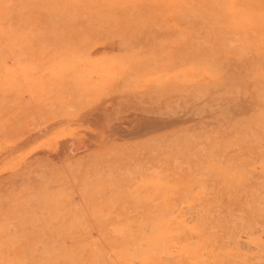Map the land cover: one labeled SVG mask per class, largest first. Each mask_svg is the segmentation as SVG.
Listing matches in <instances>:
<instances>
[{
  "label": "rangeland",
  "instance_id": "374dc122",
  "mask_svg": "<svg viewBox=\"0 0 264 264\" xmlns=\"http://www.w3.org/2000/svg\"><path fill=\"white\" fill-rule=\"evenodd\" d=\"M76 2L0 13V211L120 222L124 264H264V47L186 0Z\"/></svg>",
  "mask_w": 264,
  "mask_h": 264
},
{
  "label": "bare ground",
  "instance_id": "6f19581e",
  "mask_svg": "<svg viewBox=\"0 0 264 264\" xmlns=\"http://www.w3.org/2000/svg\"><path fill=\"white\" fill-rule=\"evenodd\" d=\"M80 1L84 3V0ZM80 1L77 0L73 5L80 7ZM24 2L25 0H13L12 8L7 3L6 7L8 5L9 8L2 9L0 13L2 14L3 10L7 11L4 15L8 12L11 14L18 10L23 11ZM186 8L190 12L216 15V22L229 28L237 25L243 30H249L251 35L248 41L246 40L247 43L249 42L255 50L264 47V0H186ZM1 14L0 22L4 23L5 17ZM5 19L8 20L7 16ZM1 26L4 25L1 23ZM252 119V124L248 125L259 128L264 137V114ZM35 204L39 211V204ZM27 207L19 203L14 209L0 211V264H110L113 259L115 264H124L128 253L125 251L126 247L124 249V224L115 222L111 231L106 226L107 232L112 234L113 231L111 236H107L104 232L106 227H103L104 219L99 221L97 226L100 225L98 229L105 239V243H102L94 240L93 235L90 236L91 224H86L89 220L85 222L87 220L80 218L58 222L51 218V215L55 218L58 216L54 210L48 212V208H44L47 213H53L50 215L44 212L43 207V211L39 213L30 206L31 209ZM99 209L102 208L98 207L97 211ZM105 211L101 214L99 211V216H104ZM95 226L96 224L92 228L96 229ZM100 234L98 233V238L103 241ZM183 247L184 251L188 250L187 245L184 244ZM127 256L132 264L139 263L136 256Z\"/></svg>",
  "mask_w": 264,
  "mask_h": 264
}]
</instances>
